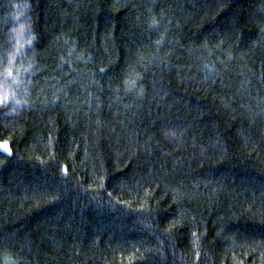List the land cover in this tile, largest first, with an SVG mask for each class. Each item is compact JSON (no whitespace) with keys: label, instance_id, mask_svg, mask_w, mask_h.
I'll list each match as a JSON object with an SVG mask.
<instances>
[{"label":"trees","instance_id":"trees-1","mask_svg":"<svg viewBox=\"0 0 264 264\" xmlns=\"http://www.w3.org/2000/svg\"><path fill=\"white\" fill-rule=\"evenodd\" d=\"M0 264H264V0H0Z\"/></svg>","mask_w":264,"mask_h":264}]
</instances>
